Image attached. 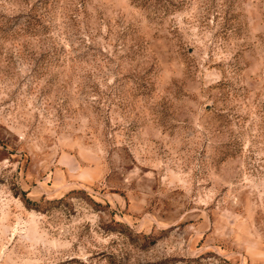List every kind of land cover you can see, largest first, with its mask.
<instances>
[{
	"label": "rangeland",
	"instance_id": "374dc122",
	"mask_svg": "<svg viewBox=\"0 0 264 264\" xmlns=\"http://www.w3.org/2000/svg\"><path fill=\"white\" fill-rule=\"evenodd\" d=\"M0 264H264V0H0Z\"/></svg>",
	"mask_w": 264,
	"mask_h": 264
}]
</instances>
